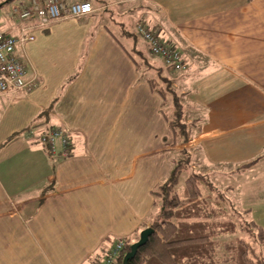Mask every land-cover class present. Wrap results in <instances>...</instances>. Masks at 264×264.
<instances>
[{
  "label": "crops",
  "instance_id": "crops-1",
  "mask_svg": "<svg viewBox=\"0 0 264 264\" xmlns=\"http://www.w3.org/2000/svg\"><path fill=\"white\" fill-rule=\"evenodd\" d=\"M88 1L95 12L56 20L27 41L55 36L68 54L62 59L72 56L60 93L37 101L36 83L0 95L24 104L0 114V264H95L149 225L158 211L151 190L183 147L212 176L230 180L234 206L264 217V0H112L142 2L138 21L180 51L186 68L166 69L186 110L196 112L187 121L200 125L185 143L174 142L161 97L127 52L147 44L120 40L103 2ZM13 29L14 20L2 30ZM54 127L66 131L67 157L40 142Z\"/></svg>",
  "mask_w": 264,
  "mask_h": 264
},
{
  "label": "trees",
  "instance_id": "trees-1",
  "mask_svg": "<svg viewBox=\"0 0 264 264\" xmlns=\"http://www.w3.org/2000/svg\"><path fill=\"white\" fill-rule=\"evenodd\" d=\"M120 34L131 37L134 42L139 36L136 31L123 27ZM127 52L139 77L161 97L160 111L174 142H187L199 131L200 125L187 121L185 106L172 79L148 60L144 50L134 46ZM177 154V158L171 159L168 175L151 190L153 204L158 208L148 225L152 232L127 264H264V256L254 245L258 242L264 246V229L244 218L206 173L189 169L191 154L188 149L183 147ZM252 163L241 166L245 168ZM183 172L187 175L182 190L178 191L176 185ZM138 234L139 231L126 238L111 264H122L125 252ZM94 260L95 264H106L100 257Z\"/></svg>",
  "mask_w": 264,
  "mask_h": 264
},
{
  "label": "rangeland",
  "instance_id": "rangeland-1",
  "mask_svg": "<svg viewBox=\"0 0 264 264\" xmlns=\"http://www.w3.org/2000/svg\"><path fill=\"white\" fill-rule=\"evenodd\" d=\"M90 2L92 3L94 7V12H95L96 11L95 4L92 1ZM99 2L101 3L103 2L101 5L102 7H100L99 9L100 11L104 12L108 16L107 19H105L107 23L109 24L108 26H110L118 34V37L120 38V40L131 41V38L120 34L121 29L119 28V25L122 23L121 27L129 31H133L135 27H136L135 29H137L138 24L140 22H143L141 20L138 21V18L140 16L139 9L142 6V2L135 1V2H126V3L125 2L124 3H114L112 0H99ZM29 3H30V0H29ZM17 4L21 6V3L19 0H5V2L2 5H0V31L6 26H9L12 23V20H14L12 8L13 6ZM66 26L69 27V25H66ZM45 28L47 27H34L29 32L33 36V38H35L36 36H38V33L40 31H44ZM14 30L15 29L11 30L12 34L16 33ZM138 37H137V40H139L140 42L144 44V40H142L143 38L141 36L140 38ZM47 39H48V43H46L45 41L43 43L39 41V39H37V41L33 44H29L30 42L26 41L23 45V48H21L20 51H18V55L21 57V60L25 68L24 78L29 79L35 76L37 85L35 83L36 86L31 91H34L35 89H38V88L39 89L36 93H33L31 95V98H34L37 101L44 99L43 95L56 96L57 94L60 93V89L62 86L59 85V82L63 76L62 72L65 71V68H67L64 66L73 60L71 58L72 57L71 55L68 56L69 59H65V57L62 59V56H63L62 54L66 55L67 53H61L62 48L60 47V45L62 44H59L58 37H55V36L48 37ZM144 49H145L144 53L148 57V60L154 61L155 63L152 62L153 65L160 67L161 71L164 74L171 76V72L168 69H166L168 66L163 61V59L159 57L161 60L160 61L158 58H156L158 56H155L154 54L149 52L145 47ZM172 71L181 72L183 70L181 71L172 70ZM176 89L180 93L181 100L183 102V105L185 106L186 118L189 116H192V114H195L196 113L195 110H192V111L186 110L187 105L183 100V94L180 92L181 87L178 86ZM22 93H27V92H22ZM10 104L11 102L8 103V99L6 96H0V114L5 115L6 113V116H7L9 115V113H11V111H13V109H23V105H24V104H21V102L14 104V106ZM47 106H49V104ZM188 151L190 150L188 149ZM46 154L48 155L47 152ZM190 154H191V163H190L189 169H192L197 172L209 174L208 177L211 180V182L214 184V186L220 189L221 191H223L228 196V194L231 193V191L229 190L230 180L228 178H224L223 180V178L220 179L219 177L216 178L212 176L209 173V171H205L206 168L203 164H200L199 162H197L198 157L196 156V153L190 151ZM177 157H178V154L176 151V153L173 155V158H177ZM239 168L242 169V166H239ZM186 175H187V172H183L181 174L180 179L176 185V189L178 191L182 190ZM257 200L258 198L256 199V201ZM254 201L255 200L252 199V202ZM234 207L239 212L242 213V216L244 218H246L247 220L255 221L260 227L264 229V217L262 216L263 215L262 213L252 212L250 214L248 209H246L245 207H241V206L238 207L237 205ZM155 215L156 213L153 211L151 216L154 217ZM114 244L115 243H113L111 247H113ZM254 245L256 246L258 252H260V254L264 256V246H261L258 242L257 243L255 242ZM105 256H106L105 254L102 256L103 261L105 260Z\"/></svg>",
  "mask_w": 264,
  "mask_h": 264
},
{
  "label": "built area",
  "instance_id": "built-area-1",
  "mask_svg": "<svg viewBox=\"0 0 264 264\" xmlns=\"http://www.w3.org/2000/svg\"><path fill=\"white\" fill-rule=\"evenodd\" d=\"M14 24L18 32L12 34L6 30L0 31V95L14 97L21 90L31 89L35 83V76L25 79V68L18 55L26 41L33 40L30 30L34 27H47L52 22L65 17H79L94 12L92 3L81 0L65 4L64 0H30L29 4L15 5L12 8ZM155 56L163 59L166 65L175 71L186 68L178 49L162 41L155 29L145 22H140L136 29ZM40 142L46 146L51 155L69 156V138L62 128L54 127L40 136ZM125 238L115 242L105 254V263L111 264L124 246Z\"/></svg>",
  "mask_w": 264,
  "mask_h": 264
},
{
  "label": "water",
  "instance_id": "water-1",
  "mask_svg": "<svg viewBox=\"0 0 264 264\" xmlns=\"http://www.w3.org/2000/svg\"><path fill=\"white\" fill-rule=\"evenodd\" d=\"M151 232H152V228L149 226H146L139 231L137 240L132 242L129 246V250L125 252L122 258V264H127V261L135 255L137 248L146 242Z\"/></svg>",
  "mask_w": 264,
  "mask_h": 264
}]
</instances>
